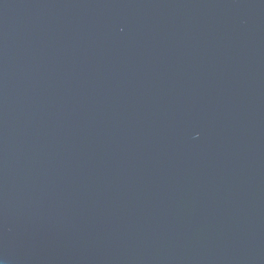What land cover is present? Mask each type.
I'll use <instances>...</instances> for the list:
<instances>
[{"label":"water","instance_id":"obj_1","mask_svg":"<svg viewBox=\"0 0 264 264\" xmlns=\"http://www.w3.org/2000/svg\"><path fill=\"white\" fill-rule=\"evenodd\" d=\"M0 264H264V0H0Z\"/></svg>","mask_w":264,"mask_h":264}]
</instances>
